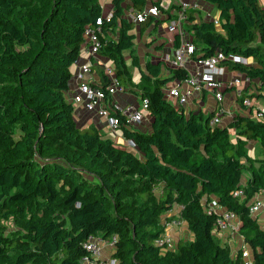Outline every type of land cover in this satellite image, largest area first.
I'll use <instances>...</instances> for the list:
<instances>
[{"label": "trees", "instance_id": "trees-1", "mask_svg": "<svg viewBox=\"0 0 264 264\" xmlns=\"http://www.w3.org/2000/svg\"><path fill=\"white\" fill-rule=\"evenodd\" d=\"M112 1V16L98 23L100 0H0V264H82L91 234L117 236L114 264H264V226L249 210L252 196L264 189V119L238 112L228 124L212 126L214 110L186 112L164 87L187 78L188 69L171 68V76L160 77L159 62L141 71L139 87L151 129L120 118L135 149L118 146L95 125L77 124L70 85L84 59L87 26L103 33L120 24L121 37L102 38L100 51L112 59L124 88L123 52L130 50L139 65L130 23L121 17L125 0ZM206 1L219 11L221 24L204 21L195 28L193 55L222 49L253 58L247 66L224 63L259 81L255 94L264 97V6L259 0ZM18 123L21 138L15 137ZM230 129L260 141L261 167L242 160L251 157L232 144ZM239 188L242 197L234 194ZM204 195L237 212L250 260L221 243L218 213L207 212ZM175 216L194 238L164 250L155 241ZM13 217L25 220V231L5 233Z\"/></svg>", "mask_w": 264, "mask_h": 264}, {"label": "built area", "instance_id": "built-area-1", "mask_svg": "<svg viewBox=\"0 0 264 264\" xmlns=\"http://www.w3.org/2000/svg\"><path fill=\"white\" fill-rule=\"evenodd\" d=\"M167 0H153V3L146 9L140 12H133L131 17L134 21L140 23L145 22L149 16H160L168 9ZM200 3L190 0H180L175 11L176 18L170 19L167 30L169 32H177L180 35V44L173 48L169 53L162 56L163 61L171 67H184L188 69V64H193L192 69L188 70V77L185 79H174L168 82L164 87L165 96L172 101L175 99L177 107L187 105V100L193 91H201L208 88L214 93L218 105L210 119V124L215 126L223 122V117L228 115L234 119L238 113L234 109H228L221 105L225 98V91L231 89L234 91L235 97L245 108H256L255 118L264 119V106L257 102L256 92L258 87L255 80L246 72L239 68H231L230 65L224 63V60H232L237 64L247 66L253 62L246 56L241 54L229 53L226 54L222 49H217L212 55L205 57H196L193 55L197 49L196 41L193 38L187 37L186 30L183 26L184 21L188 19V10L190 7L199 8ZM112 13L102 15L97 22L102 23L103 19H110ZM214 23L218 24L219 19L214 18ZM101 28L87 26L85 29V52L86 57L82 59L78 66V72L74 74L77 80V90L71 96L73 103L84 104V107L91 111H95L100 116L106 117L111 128L116 131L121 128V119L124 118L129 125L140 124L145 118V112L148 110V99L141 98L139 104L120 103L114 101L112 96L118 91H124L120 79L117 77L115 69L105 65V75L108 77L106 84H93L90 80H86V74L92 72L94 60L100 49L103 47L101 37ZM194 56V57H193ZM232 71H238L232 73ZM231 75H228V74ZM185 108V107H184ZM186 112H189L185 108ZM128 147H135L136 144L132 139L126 138ZM236 196L244 195L243 188L235 190ZM216 206L219 203L214 202ZM220 208L222 206L220 205ZM208 213H218V219L215 224V232L218 234L226 229L236 231L240 225V217L237 212L227 208L219 207L214 209H206ZM249 210L251 214L258 218L260 224H264V189L252 196L249 201ZM177 214V213H176ZM166 225H180L182 221L178 216H175ZM264 226V225H262ZM117 236L111 238H103L100 234H91L84 243L88 254L82 258V264H114L116 261L111 255L110 258L105 256V248L108 246L113 252ZM157 245L162 246V249H172L174 247L173 238L163 233L155 241ZM242 256L250 260L251 253L248 248L243 245L241 248Z\"/></svg>", "mask_w": 264, "mask_h": 264}, {"label": "crops", "instance_id": "crops-1", "mask_svg": "<svg viewBox=\"0 0 264 264\" xmlns=\"http://www.w3.org/2000/svg\"><path fill=\"white\" fill-rule=\"evenodd\" d=\"M138 2L141 1V5H138L136 3V0H125L122 2V12L121 17L122 19L126 20L128 23H130V27L128 26L127 32L134 35L136 44L134 46V55L138 57L139 65H135L133 63L132 55L130 50H125L123 52V56L127 53V59H130V63L134 65V68L136 71L139 72V75L142 76L141 71H148L147 64H157L161 63V73L160 77H168L171 76V67L167 65L163 59L162 56L166 53H169L180 44V35L177 32H169L167 30V25L172 18H176V13L174 10L177 9L178 3L180 0H167L165 3L168 6V9L164 10V13L160 16H149L148 19L145 22H136L132 19L131 14L133 12H140L144 9L148 8L152 3L153 0H137ZM195 1V0H190ZM200 3L199 8L190 7L188 10V19L184 21V28L187 33V37L193 38L195 41L197 40V35L195 33V28L200 25L204 21H213L214 18L219 19V11L217 8L206 0H197ZM262 6H264V0H259ZM103 15H107L110 13H113L114 11V4L112 0H100ZM119 22H120V16H118ZM214 22V21H213ZM215 24V23H214ZM221 22L219 19V23L216 24L217 26H220ZM101 37L104 39H113L117 40L121 37V26L118 25V28L115 30H108L106 32H101ZM85 44H84V57H86L85 52ZM195 58V57H194ZM124 62L126 64V58L124 57ZM252 62L254 63V60L252 59ZM105 65L111 66L114 68L112 59L104 54L101 53V51L97 55V59L94 60L93 70L92 72L86 74V80H90L93 84H106L107 82V76L105 75L104 67ZM127 66V64H126ZM193 64H188V70L192 69ZM79 66L76 65L74 71L75 73L78 72ZM115 69V68H114ZM236 70V68L234 69ZM238 71H232V73H236ZM74 73V74H75ZM228 75H231L230 73ZM144 80V77H141ZM106 79V82L104 80ZM176 78L170 79L171 82ZM179 79V78H177ZM181 80V79H179ZM144 82V81H143ZM255 83L258 87L257 91L260 92V84L259 81L255 80ZM78 82L73 77L70 85V96L74 94L77 90ZM142 86V82L139 83L138 87ZM137 87V89L134 88H125L124 91H118L112 96V99L114 101H118L120 103H133V104H139L141 101V95L140 90ZM257 96V102L259 105L264 106V97ZM172 102L175 106H177V103H175V99H172ZM75 106V119L77 121V124L79 126H88V125H95L98 127V129L106 134L107 136L112 137L118 146L121 147H128L126 146V138L123 135L122 128L117 129L114 131L108 119L106 117L100 116L95 111H91L84 107V104H77L73 103ZM218 101L216 100L214 93L209 90L208 88L202 89L201 91H193L187 100V105L184 106L189 112H203L205 114L209 113L210 111H213L216 109L218 105ZM221 105L225 106L228 109H234L237 112H243L247 114H253L255 116L256 108L250 107L245 108L240 104V102L235 97L234 91L231 89H227L225 91V98L223 99ZM231 117L226 115L223 117V122L225 124H228L231 121ZM147 121H150V124L148 127H145V124ZM140 126L145 127L146 130L151 129V120H150V114L147 110L145 112V118L143 122L140 124ZM230 132L235 131L233 129H230ZM254 140V139H253ZM250 142V141H249ZM249 144V143H248ZM129 148V147H128ZM262 150V148H261ZM263 156V154H262ZM246 178L243 177V182L245 183L247 180L248 175L245 173ZM204 196H213V195H204ZM223 208V207H222ZM222 208L219 207V210H222ZM224 209V208H223ZM179 209H175L174 211L169 212L168 214L171 216L175 213H178ZM164 219V223H165ZM181 225V224H180ZM180 225H173L168 224L166 225L165 232L166 234L170 235L172 237L174 229H177L180 227ZM264 225V224H262ZM188 226V224H187ZM189 229V228H188ZM190 230V229H189ZM172 234V235H171ZM193 238L194 235L191 232ZM220 238V241L224 245H228L233 252L236 254L241 251V248L243 245H246L247 243L244 240L243 235L239 232V230L233 231L226 229L223 232H220L217 234ZM173 238V237H172ZM192 238V239H193ZM112 250L110 247L105 248V256L111 254Z\"/></svg>", "mask_w": 264, "mask_h": 264}, {"label": "rangeland", "instance_id": "rangeland-1", "mask_svg": "<svg viewBox=\"0 0 264 264\" xmlns=\"http://www.w3.org/2000/svg\"><path fill=\"white\" fill-rule=\"evenodd\" d=\"M127 53L123 56L126 58V64H127V79H126V87L128 88H134L137 89V87L139 86V83L142 82L143 84V78H141L142 76L139 75V72L135 70L134 65H132L130 63V59H127ZM250 61H252L253 58H249ZM139 88V87H138ZM150 124V121H147L145 124V127ZM220 124L225 125L224 122H221ZM17 134L15 135V137H19L21 138L22 136H20V126L21 123H18L17 125ZM143 127L142 130L144 132H147L148 130H146V128ZM230 139L232 141V144L234 146H236L237 148H241V150H244L246 152L247 155H249L251 157V159L247 158L245 155H242V160L247 164L250 165L252 164L253 167L255 168H259L261 167L262 163L260 162V159L263 157L262 156V150H261V143L259 140L257 139H244V138H240L238 137V135L234 132H230ZM13 140V139H12ZM250 141V142H249ZM249 143V144H248ZM126 146H128V144L126 143ZM132 149H135V147H129ZM245 173L249 176L250 175V170L245 171ZM244 173V179L246 178V175ZM216 196H203L202 197V203L205 206L206 209H214L216 207H220L216 206L214 204V202H216ZM37 205V202L33 203V207H35ZM25 224V220L23 218H11V219H7L6 220V228H5V233H9V234H13L16 232H22L25 231V228L23 227ZM173 240H174V247L172 248V250L177 249L178 246V242L180 240H187L190 241L192 240L193 236L191 234V231L188 229L187 226V222L183 221L182 224L180 225V227H178L177 229H174L173 231ZM248 250L251 253V248L248 244L245 245ZM231 250V248H230ZM231 253L233 256L237 255L235 252H233V250H231ZM111 254L107 255L106 258H110Z\"/></svg>", "mask_w": 264, "mask_h": 264}]
</instances>
